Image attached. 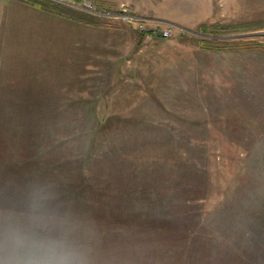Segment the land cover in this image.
Instances as JSON below:
<instances>
[{"label":"rangeland","instance_id":"374dc122","mask_svg":"<svg viewBox=\"0 0 264 264\" xmlns=\"http://www.w3.org/2000/svg\"><path fill=\"white\" fill-rule=\"evenodd\" d=\"M32 2L0 0V222L88 264H264V51L230 48L264 0Z\"/></svg>","mask_w":264,"mask_h":264},{"label":"clouds","instance_id":"9594fccd","mask_svg":"<svg viewBox=\"0 0 264 264\" xmlns=\"http://www.w3.org/2000/svg\"><path fill=\"white\" fill-rule=\"evenodd\" d=\"M0 264H88L68 237L39 218L0 222Z\"/></svg>","mask_w":264,"mask_h":264},{"label":"trees","instance_id":"16d2710c","mask_svg":"<svg viewBox=\"0 0 264 264\" xmlns=\"http://www.w3.org/2000/svg\"><path fill=\"white\" fill-rule=\"evenodd\" d=\"M27 1H30L31 3H33L32 0H27ZM34 6H36L38 8H42L41 4L38 3V2H35L34 3ZM230 43H232V44H230L231 45L230 48H233V49L234 48L235 49L236 48H246V49H248V48H258V49H261V50L264 51V45L263 44H257L255 42H249V41H247V42H242V43H238V42H230ZM202 45L204 47H207V48H213V45L212 44H209V42H206V41H203L202 42ZM215 47H217L218 49H225L226 47H229V46L217 45ZM171 149L174 150V144H173V147ZM22 157H23V155H22ZM27 157H28V155H27ZM27 157L26 156H25V158L23 157V159H22V162L23 163L26 162ZM91 158H94V157L91 156ZM95 162H98V161L96 160ZM41 167H43V166H41ZM42 190H44V189H42ZM178 196H180V198H181V195H178ZM49 199L52 200L53 198L51 196H49ZM41 203H42V208H44V209H49L50 208V207H46V203L47 202L41 201ZM31 216H35V214H33ZM162 227H165V226H162Z\"/></svg>","mask_w":264,"mask_h":264},{"label":"built area","instance_id":"2783aa9c","mask_svg":"<svg viewBox=\"0 0 264 264\" xmlns=\"http://www.w3.org/2000/svg\"><path fill=\"white\" fill-rule=\"evenodd\" d=\"M59 1H64V0H59ZM165 36H168L170 34V31L167 29L165 32H164Z\"/></svg>","mask_w":264,"mask_h":264}]
</instances>
